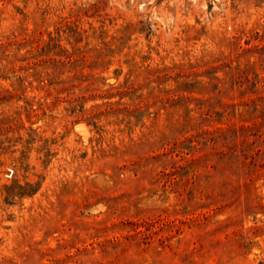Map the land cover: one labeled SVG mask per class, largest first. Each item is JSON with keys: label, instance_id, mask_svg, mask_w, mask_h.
I'll return each mask as SVG.
<instances>
[{"label": "rangeland", "instance_id": "obj_1", "mask_svg": "<svg viewBox=\"0 0 264 264\" xmlns=\"http://www.w3.org/2000/svg\"><path fill=\"white\" fill-rule=\"evenodd\" d=\"M241 126L264 0H0V264H264Z\"/></svg>", "mask_w": 264, "mask_h": 264}, {"label": "trees", "instance_id": "obj_2", "mask_svg": "<svg viewBox=\"0 0 264 264\" xmlns=\"http://www.w3.org/2000/svg\"><path fill=\"white\" fill-rule=\"evenodd\" d=\"M248 126H241L238 129L235 128H229L225 132V140L229 142V151L233 154L234 152H238L237 156L239 157V160L241 159V165L246 174L249 175L251 168H257V167H263L264 161L260 162L257 160V157L260 155L261 152H256L255 154L250 155L249 154V147L247 143V131L250 130ZM239 134V137H238ZM241 138V142L240 139ZM217 140V139H216ZM239 140V144H238ZM253 173V171L251 172ZM250 176V175H249ZM252 181V177L247 178ZM246 179V186L250 187V184L248 183V180Z\"/></svg>", "mask_w": 264, "mask_h": 264}]
</instances>
